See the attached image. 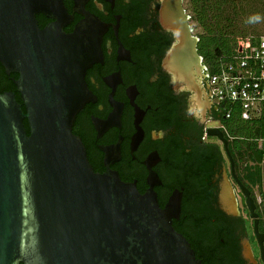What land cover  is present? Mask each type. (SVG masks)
<instances>
[{
  "label": "water",
  "instance_id": "95a60500",
  "mask_svg": "<svg viewBox=\"0 0 264 264\" xmlns=\"http://www.w3.org/2000/svg\"><path fill=\"white\" fill-rule=\"evenodd\" d=\"M61 7L54 0H0V65L18 75L22 100L0 94V264H202L171 224L179 193L163 210L155 195L89 164L72 126L87 101L84 74L96 61L98 35L90 19L65 34ZM37 13L56 22L41 30ZM189 20L183 0L160 1V23L175 38L164 66L177 89L200 95L204 67ZM207 134L219 136L230 157L221 131ZM243 192L264 262L259 216Z\"/></svg>",
  "mask_w": 264,
  "mask_h": 264
},
{
  "label": "flooded vegetation",
  "instance_id": "af4514ba",
  "mask_svg": "<svg viewBox=\"0 0 264 264\" xmlns=\"http://www.w3.org/2000/svg\"><path fill=\"white\" fill-rule=\"evenodd\" d=\"M54 1L62 5L57 16L65 34L90 19L98 35L96 61L84 74L87 101L72 126L94 172L118 174L141 195H155L163 210L179 193L180 211L171 224L202 264L206 250H215L220 263L264 264L243 192H250L264 234V179L260 193L241 177L259 165L264 170V157L231 152L237 137L223 126L203 57L200 95L175 87L164 66L175 38L160 23L161 0ZM35 17L41 30L56 22L43 13ZM211 129L221 131L230 157L220 137L207 134ZM257 143L261 149L263 137Z\"/></svg>",
  "mask_w": 264,
  "mask_h": 264
},
{
  "label": "trees",
  "instance_id": "16d2710c",
  "mask_svg": "<svg viewBox=\"0 0 264 264\" xmlns=\"http://www.w3.org/2000/svg\"><path fill=\"white\" fill-rule=\"evenodd\" d=\"M185 9L191 17L199 36L197 52L204 58L209 74L218 73L223 66L234 60L239 39H250L253 43L264 37L253 35L255 31H250L247 27L250 19L248 8L243 5L242 0H184ZM18 75L11 73L7 75L0 65V94L11 91L15 93L16 100L22 104L21 97L16 91L14 81ZM226 118L223 126L233 139V155L244 157L245 154L258 152L264 157V146L258 148V140L264 138V123L260 120L251 122L243 121L240 118L239 110L231 104L224 107L219 106ZM24 110V107H23ZM230 111L229 118L226 117ZM27 133L29 128L26 120L24 121ZM263 168L254 167L248 173H242V179L252 188L253 191H262ZM260 230L264 233V219L260 222ZM204 253V250H201ZM215 250H206L204 254V264H230L229 258L221 263Z\"/></svg>",
  "mask_w": 264,
  "mask_h": 264
},
{
  "label": "built area",
  "instance_id": "2783aa9c",
  "mask_svg": "<svg viewBox=\"0 0 264 264\" xmlns=\"http://www.w3.org/2000/svg\"><path fill=\"white\" fill-rule=\"evenodd\" d=\"M208 82L218 106L231 104L243 121H264V37L254 43L238 42L234 60L210 75ZM230 115L228 111L226 117Z\"/></svg>",
  "mask_w": 264,
  "mask_h": 264
},
{
  "label": "rangeland",
  "instance_id": "374dc122",
  "mask_svg": "<svg viewBox=\"0 0 264 264\" xmlns=\"http://www.w3.org/2000/svg\"><path fill=\"white\" fill-rule=\"evenodd\" d=\"M242 3L246 8H248V17L250 19L256 15H259L260 19L257 20H250L247 24V27L250 28V31H255V33H250L253 35H261L264 36V0H242ZM185 7V2H184ZM191 26L193 27L194 24L190 22ZM197 31V30H196ZM245 40L239 39L238 42ZM264 174V170H263ZM264 177V175H263Z\"/></svg>",
  "mask_w": 264,
  "mask_h": 264
},
{
  "label": "clouds",
  "instance_id": "9594fccd",
  "mask_svg": "<svg viewBox=\"0 0 264 264\" xmlns=\"http://www.w3.org/2000/svg\"><path fill=\"white\" fill-rule=\"evenodd\" d=\"M259 19H260L259 15H256V16L250 18V20H257V21H258Z\"/></svg>",
  "mask_w": 264,
  "mask_h": 264
},
{
  "label": "crops",
  "instance_id": "0c3cea01",
  "mask_svg": "<svg viewBox=\"0 0 264 264\" xmlns=\"http://www.w3.org/2000/svg\"><path fill=\"white\" fill-rule=\"evenodd\" d=\"M263 121V120H262ZM263 123H264V121H263Z\"/></svg>",
  "mask_w": 264,
  "mask_h": 264
}]
</instances>
